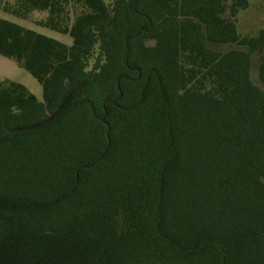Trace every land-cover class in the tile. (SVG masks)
Instances as JSON below:
<instances>
[{
	"label": "trees",
	"instance_id": "obj_1",
	"mask_svg": "<svg viewBox=\"0 0 264 264\" xmlns=\"http://www.w3.org/2000/svg\"><path fill=\"white\" fill-rule=\"evenodd\" d=\"M248 7L0 0L72 39L0 18V56L42 90L0 79V264H264V28L239 33Z\"/></svg>",
	"mask_w": 264,
	"mask_h": 264
},
{
	"label": "rangeland",
	"instance_id": "obj_2",
	"mask_svg": "<svg viewBox=\"0 0 264 264\" xmlns=\"http://www.w3.org/2000/svg\"><path fill=\"white\" fill-rule=\"evenodd\" d=\"M108 1V0H104ZM249 7L238 14L237 16V29L243 35H253L259 29L264 28V3L259 0H248ZM47 16L46 12L33 11L30 17ZM0 18L22 28L32 30L40 35L51 38L66 46L72 44V39L69 35L60 34L45 27L35 24L32 18L20 19L0 9ZM0 79H7L9 81L18 83L26 88L38 101L42 99V90L39 83L24 69L20 68L12 60L0 56Z\"/></svg>",
	"mask_w": 264,
	"mask_h": 264
},
{
	"label": "water",
	"instance_id": "obj_3",
	"mask_svg": "<svg viewBox=\"0 0 264 264\" xmlns=\"http://www.w3.org/2000/svg\"><path fill=\"white\" fill-rule=\"evenodd\" d=\"M63 104H64V102L59 106V108L56 110V112L51 114L43 123H46V122L50 121L51 119H53L57 115L58 111L62 108ZM39 125L40 124H36V125L28 126V127H22V128H18L17 130H23V129L31 130V129L38 127Z\"/></svg>",
	"mask_w": 264,
	"mask_h": 264
}]
</instances>
